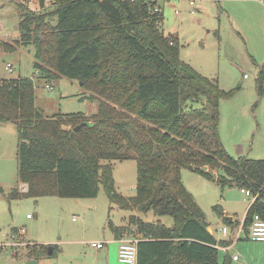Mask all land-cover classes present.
<instances>
[{"label": "trees", "instance_id": "1", "mask_svg": "<svg viewBox=\"0 0 264 264\" xmlns=\"http://www.w3.org/2000/svg\"><path fill=\"white\" fill-rule=\"evenodd\" d=\"M35 1L37 10L21 13L16 44L34 45L39 76L54 72L77 80L97 108L90 115L46 116L35 106L31 77L0 79V122L16 125L18 177L27 184L8 198H92L102 186L110 204L158 217L130 214L127 225L109 222L117 235L134 227L136 264H230L227 253L218 259V248L230 242L209 232L181 178L188 165L206 177L216 172L221 186L256 196L245 227L255 213L264 219V158H235L220 138L218 101L228 91L180 59L177 38L160 29L158 0ZM256 82L264 94V57ZM81 122L86 124L74 131ZM130 158L137 182L135 193L124 196L115 190L112 161ZM11 231L12 237L18 233ZM41 250L33 243L26 255L37 258Z\"/></svg>", "mask_w": 264, "mask_h": 264}, {"label": "rangeland", "instance_id": "2", "mask_svg": "<svg viewBox=\"0 0 264 264\" xmlns=\"http://www.w3.org/2000/svg\"><path fill=\"white\" fill-rule=\"evenodd\" d=\"M158 3L162 6L160 29L177 38L180 59L228 91L218 101L219 134L227 152L235 158H264V94H258L256 82L264 57V0H195L194 6L188 0ZM25 8L37 10L38 6L35 0H0V79L31 77L35 106L43 115L92 114L97 101L86 97L89 92L77 80L54 72L50 78L39 76L34 67V45L16 44L18 23ZM7 63L12 65L11 71L5 69ZM17 143L15 123L0 122V264H25L27 248L33 243L44 246V251L37 254L39 264H95L96 249L90 244L106 239L109 243L104 248L117 253L118 243L110 241L113 230L109 222L127 225L133 212L110 204L102 186L92 198H8L15 189L24 192L27 188L18 177ZM112 173L118 193H135L134 158L112 161ZM181 174L185 187L204 211L214 237L231 240L227 254L238 255L239 259L230 264H264V241L247 240L243 233L236 238L248 207L240 187L221 186L215 179L185 167ZM215 205H219V210L214 209ZM222 212L224 217H233L231 223L223 220ZM142 216L148 221L158 218L151 211ZM160 219L172 225L170 217ZM223 226L227 227V234L221 232ZM13 228L24 234L18 232L12 237ZM128 228L129 237L134 227ZM49 246L56 247L54 254L48 253ZM111 253L112 264H124L117 254ZM225 254L220 246L219 261Z\"/></svg>", "mask_w": 264, "mask_h": 264}, {"label": "built area", "instance_id": "3", "mask_svg": "<svg viewBox=\"0 0 264 264\" xmlns=\"http://www.w3.org/2000/svg\"><path fill=\"white\" fill-rule=\"evenodd\" d=\"M189 4L194 6L195 0H188ZM5 69L8 71L12 70V65L10 63L5 64ZM49 89H52L51 86H46ZM240 191L244 193L245 200L248 202V206L255 200V195L252 194L249 190L245 188H241ZM29 216V214H27ZM244 218L240 221V225L236 230V238H241V233H243V237L247 240L251 241H264V219L260 217L259 214L255 213L252 216L250 223L245 227L243 225ZM221 232L223 234L228 233V229L226 226L221 228ZM137 239L136 238H126L122 237L119 239L118 245V260L124 264H136V248ZM105 244V241H93L91 242V247L95 249L102 248ZM238 255H233L232 260H237Z\"/></svg>", "mask_w": 264, "mask_h": 264}, {"label": "crops", "instance_id": "4", "mask_svg": "<svg viewBox=\"0 0 264 264\" xmlns=\"http://www.w3.org/2000/svg\"><path fill=\"white\" fill-rule=\"evenodd\" d=\"M86 114V113H85ZM88 115V114H87ZM188 171H190V170H194V169H191V168H188V166H186L185 167ZM181 178H182V181H183V175L181 174ZM183 183H184V185H185V182L183 181ZM186 186V185H185ZM26 190V189H25ZM244 200H245V197H244ZM79 200H76V202H78ZM246 201V200H245ZM118 207V206H117ZM110 208H112V207H110ZM132 214H134V215H137V216H140V217H142L143 218V216H142V213H140L137 209H132ZM223 212L221 213V215L223 216ZM29 217V216H28ZM224 217V216H223ZM230 220H233V217H230ZM207 221V220H206ZM111 222V221H110ZM112 223V222H111ZM113 226H120V225H114L113 224ZM131 227H133V226H131ZM208 230H209V232L210 233H212V230H211V228L208 226ZM17 231L19 232V233H22V234H24V231L23 230H21V229H17ZM128 231V230H127ZM127 231H124L122 234H120V235H117V233L116 234H114L113 232H112V236H111V238H110V241L112 240L114 243H115V245H117V243H118V245H119V239L120 238H122V237H126V238H129V237H135V235H134V233H133V235L132 236H129L128 237V234L126 233ZM18 233V234H19ZM221 240H226V241H229L230 243H231V240H227V239H221ZM260 242H263V241H260ZM109 243V240L108 239H106V241H105V244L104 245H106L107 246V244ZM103 245V247L102 248H99V249H96L94 252H95V256H96V258H97V261L95 262V264H100V263H102V264H112V262H111V259H110V257L112 256V251L115 253V251L113 250V249H111V248H104V247H106V246H104ZM118 245L116 246V250H118ZM221 247H223L224 248V250L226 251V253H227V251L229 250V248L230 247H232V244L230 245V244H228V245H225V246H221ZM104 248V249H103ZM95 249V248H94ZM55 250H56V247H55V249H54V251L52 250V252L50 253V254H54V252H55ZM84 253H87V251H85ZM14 254V253H13ZM115 254H117V253H115ZM234 255V254H233ZM233 255H231V257L233 256ZM32 258H35V257H31V258H28L27 257V255H26V257H25V261L26 260H28V259H32ZM36 260H37V264H39V260H38V258H35ZM239 259V258H238ZM237 259V260H238ZM237 260H233V261H237Z\"/></svg>", "mask_w": 264, "mask_h": 264}, {"label": "water", "instance_id": "5", "mask_svg": "<svg viewBox=\"0 0 264 264\" xmlns=\"http://www.w3.org/2000/svg\"><path fill=\"white\" fill-rule=\"evenodd\" d=\"M79 84H81V83L79 82ZM85 124H86V122H81V123L77 124L76 126H74L73 130L77 131L82 125H85ZM188 168L193 169V166L192 165H188ZM200 170L201 171H207L208 167L207 166H202V167H200ZM210 176H211V178L216 179L217 178V173L211 172ZM228 218L230 220V217H228ZM51 252H52V248H51V246H49L48 253L50 254ZM25 264H37V260L35 258L28 259V260H26Z\"/></svg>", "mask_w": 264, "mask_h": 264}]
</instances>
